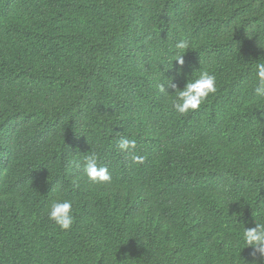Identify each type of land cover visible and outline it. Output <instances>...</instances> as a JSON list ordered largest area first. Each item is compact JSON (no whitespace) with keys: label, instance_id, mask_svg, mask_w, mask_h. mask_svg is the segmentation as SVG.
Returning <instances> with one entry per match:
<instances>
[{"label":"trees","instance_id":"16d2710c","mask_svg":"<svg viewBox=\"0 0 264 264\" xmlns=\"http://www.w3.org/2000/svg\"><path fill=\"white\" fill-rule=\"evenodd\" d=\"M257 62L262 0H0V264H264L242 240L264 223ZM203 71L217 91L178 114L158 83Z\"/></svg>","mask_w":264,"mask_h":264},{"label":"clouds","instance_id":"9594fccd","mask_svg":"<svg viewBox=\"0 0 264 264\" xmlns=\"http://www.w3.org/2000/svg\"><path fill=\"white\" fill-rule=\"evenodd\" d=\"M264 2V0H262ZM177 61L181 66L184 65L185 50H189L191 42L189 39L184 38L175 44ZM256 77L255 94L258 98H264V62H257L256 64ZM216 76L203 71L194 79H190L186 85L181 89L170 80H162L158 83L157 87L160 93H168L165 84L169 87L176 89V96L172 101V108L178 114H187L195 111L201 107L210 94L217 91ZM136 147L135 140H130L126 136L121 137L118 142V148L121 151L127 152ZM133 159L141 163L143 157L133 156ZM83 170L87 175L89 181L96 184L110 183L112 180L109 169L106 166H101L98 163V157L95 153L88 155L85 158ZM48 217L59 226L61 230H71L74 224V202L70 199H56L54 200L48 210ZM242 240L246 246H250L252 251L250 255L253 258L264 257V223L258 222L254 227H245L242 232ZM252 264H259L258 259H254Z\"/></svg>","mask_w":264,"mask_h":264}]
</instances>
